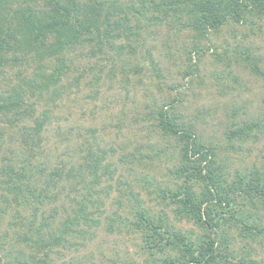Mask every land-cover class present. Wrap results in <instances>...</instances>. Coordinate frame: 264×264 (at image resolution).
Segmentation results:
<instances>
[{"label":"rangeland","instance_id":"1","mask_svg":"<svg viewBox=\"0 0 264 264\" xmlns=\"http://www.w3.org/2000/svg\"><path fill=\"white\" fill-rule=\"evenodd\" d=\"M116 4H132L136 14L113 8L110 20L126 14L139 34L120 29L119 37L109 39L122 45L121 54L102 34L83 48L67 50L65 58L77 57L54 85L55 90L21 82L24 78L40 84L38 60L32 53L12 49L6 52L7 59L16 55L20 61L0 65V96L22 88L26 106H32L30 115L21 113L15 122L10 121L13 113L0 115V207L4 208L0 212V264L6 259L39 260V264H151L139 249L138 234L116 219H133L138 203L132 192L153 214L166 212L175 221L152 191L156 182L172 184L180 164L176 140L167 137L151 115L158 108L176 116L179 124L192 126L203 143L214 146L216 164L245 171L264 165V18L253 16L252 23L243 19L199 36L175 17H163L150 8L148 0H118ZM156 15L161 22L155 20ZM94 43L104 52L89 56ZM241 44L249 45L259 57L261 74H253L243 61L234 59L233 48ZM113 60L123 64L124 71L118 65L110 70ZM41 63L49 71L55 59L49 57ZM40 122L43 125L37 129ZM251 123L258 126L245 136H229L231 129ZM101 154L103 159L95 165L94 159ZM9 166L38 180L37 188L46 192L41 202L33 195H27L28 203L22 205L12 200L14 192L5 182ZM12 181L19 184L16 178ZM226 183L230 184L229 178ZM262 186L264 181L251 196L234 194L230 210L246 220L251 213L256 216L254 222L264 225ZM23 196L26 199L22 189ZM83 201H87L86 211H96L90 216L95 222L78 217L74 229L84 228L86 234H69L62 226L67 217L78 214ZM227 216L232 217L231 213H225ZM238 216L232 217L226 234L232 260L235 264H264V235L249 238L239 221L234 222ZM46 221L50 233L65 240L53 243L43 257L44 247L33 240L40 225L48 238ZM175 223L182 230L200 232L193 222ZM110 224L115 228L110 229ZM26 235H31L29 240Z\"/></svg>","mask_w":264,"mask_h":264},{"label":"trees","instance_id":"2","mask_svg":"<svg viewBox=\"0 0 264 264\" xmlns=\"http://www.w3.org/2000/svg\"><path fill=\"white\" fill-rule=\"evenodd\" d=\"M105 1L108 0H0V65L16 64L20 61V57L16 55H13L10 60L7 59L6 52L12 49H19L27 54L32 53L35 60H38L36 69L40 72H37L36 77L41 79L40 84L24 78H21V82L26 86L42 90L48 89L49 86L54 89V85L58 83L61 76L68 73L77 57L74 55L65 58L64 53L67 50L79 46L83 48L85 44L96 42L94 37L101 34L107 38V41L110 38L119 37L120 29L128 33L134 30V33L139 34L137 26H134L136 29H132L129 24L130 17L126 14L119 20H110L111 9L117 8L123 11L125 8L130 11L131 16H134L136 7L132 4L125 7L119 6L116 4L118 0H109L108 3ZM104 4H106L105 11ZM148 4L163 17L171 15L180 20L199 36L210 31L216 32L221 26L235 24L243 19L252 23L253 16L257 19L264 18V0H148ZM140 7L144 5L141 4ZM155 20L161 22L162 18L156 15ZM108 43L118 54L122 53L121 44H114L111 40ZM93 45L96 47L88 50L89 56L104 52L103 47L98 43ZM232 54L236 61H243L250 72L261 74L259 57L253 53L249 45L235 46ZM225 56L228 59L232 57L228 54ZM49 57L55 59L51 71H48L41 63ZM111 58L112 56L108 57V59ZM111 62L114 64L111 65L110 70L113 71L118 65L119 69L124 71L123 64L118 60ZM31 107L25 104L22 88L13 90L11 95L0 96V115L13 113V118L10 119L12 122L19 120L23 115L21 113L30 115ZM151 115L157 120L160 130L167 137L176 140L174 146H176L180 163L178 167H175L176 180L172 184L168 181L156 182L155 188L152 189L163 207L173 213L175 221L169 218L166 212L153 214L147 207L139 204L140 200L132 192L131 195L138 203L132 212L133 219L127 220L119 216L116 221L129 226L133 233L138 234L141 240L139 249L147 254L151 264H235L232 260L233 254L227 250L229 243L226 238L229 222L235 214L238 216L237 211L230 210L231 202L235 201L234 194L240 197L251 196L253 190L258 189L264 181V165L260 168L253 167L249 171L239 168L229 170L228 166L215 163L216 148L203 143L192 126L185 127L179 124L176 116H168L163 108H158ZM42 125V122L37 123V129ZM257 126V123H251L244 128L238 126L230 130L229 136H245L247 131ZM103 157V154L97 156L94 159L95 165L99 164ZM107 167L108 164L104 166V169ZM8 168V181L5 182L9 190L14 192L12 200L19 201L22 205L28 203L27 195H33L36 202H41L46 192L37 188L38 180L22 170L16 171L10 166ZM53 174L57 175V172L54 171ZM54 175L50 178L52 184L55 182ZM15 178L19 184L12 181ZM228 178L229 185L226 183ZM92 182L98 183L94 179ZM22 189L26 192V199L22 197ZM260 191H264L263 186ZM4 200L6 201L5 198ZM87 201L82 202L74 218H66L67 222L65 220L64 223L66 225L62 226L65 232L71 234V231H74L73 233L79 231L82 236L86 234L87 230L84 228L74 229V226L78 225V217L86 222L90 220L92 221L90 223L94 224L95 218L90 216L96 211H86ZM2 211L4 208L0 207V212ZM225 213H231L232 217H225ZM183 220L193 222L200 232L179 228L175 222ZM233 220L239 221L241 229L247 231L251 239L264 235V225L254 222L256 216L251 213L247 215V220L242 216ZM112 226L110 224L109 228L114 229L115 226ZM44 227L48 238L41 232L43 225H40L34 232L37 238L33 240L39 247H44L43 257L47 255L53 243L57 244L65 240L60 234L50 233V225L47 221ZM62 228H59L61 232ZM30 236L26 235L25 240H29ZM39 263V260L29 263L28 259L14 261L6 259L3 262V264ZM129 264H135V262L132 261Z\"/></svg>","mask_w":264,"mask_h":264}]
</instances>
